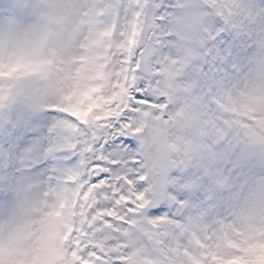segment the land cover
<instances>
[{"label": "rangeland", "instance_id": "rangeland-1", "mask_svg": "<svg viewBox=\"0 0 264 264\" xmlns=\"http://www.w3.org/2000/svg\"><path fill=\"white\" fill-rule=\"evenodd\" d=\"M7 2L17 7L18 13L7 17ZM166 6L174 14L165 32L170 31L173 25L177 29H194L203 25L204 38L200 47L204 48L208 59L195 58L184 67L180 75H176L178 66L170 62L175 41L170 39L160 41L161 63L159 65L163 67L152 70L150 81L154 76H163L164 79L151 85L152 91L157 95L170 97V102L173 103L172 112L183 106L185 101L191 103L197 125L202 120L205 124L211 122L216 112L213 101L216 98H226V110L235 119L233 126L225 125L224 130L229 129L231 133L236 130L243 132L242 142L233 150L234 158L231 162L222 155L220 148L207 149L205 161L207 169L213 168V173L227 180L235 174L234 187L230 185L225 187L227 190L232 188L233 193L226 195L218 192L219 194L208 208L201 207L195 211L194 218H198V223L212 229L218 228L219 234L230 247L229 264H262L264 262V117L258 113L264 110V87H261L264 85V55H262L264 31L259 27L255 28L252 24L255 22L249 13L246 0L245 2L221 0L218 9L227 15V20L231 24L225 38L217 36L219 25L213 16L215 8L196 9V0H168ZM89 7L90 0H0V57L14 58L22 55L30 42L26 36L35 35L38 26L48 27L50 35H41L39 39L42 43V39L45 38V47L54 51L56 62L48 65L49 70L46 73L50 71L66 73L63 71L64 63L70 60L77 47L86 41L84 39L89 30L86 12ZM25 8L28 10L25 11ZM41 48L42 45L32 47L30 51L39 69L45 65L40 60ZM59 69L62 72H59ZM50 83L51 81L48 83L50 90L44 95L46 100L53 99V95L59 97L64 92L55 88V81H52L54 86ZM177 83L182 86L192 85V87L187 92H179ZM25 92H22L23 96L30 95L27 91ZM38 104L42 103L39 100L34 102L28 96L21 100V108L24 110L31 107L40 110V107L37 108ZM145 113L149 115L150 111ZM17 118L19 122L22 120L20 115ZM149 120L157 128L158 133L167 139L168 128L164 127L162 130L158 117L149 118ZM246 121H253L255 127ZM166 123V126L170 125L177 129L173 133L175 140H169V142L173 150L180 151L176 141H185V137L181 135V121L173 119L166 120ZM216 135L217 133L211 130L205 135H197L198 144L201 142L199 136L209 142ZM131 152L137 154L134 147H131ZM43 153L33 155L30 159L33 171L29 173V180L26 182L28 185L6 186L1 196L0 251L4 259L1 262L4 264H33L38 261L40 251L37 250L42 243L41 238L37 236L38 224L48 210L43 202V181L46 176L38 173L39 167L42 166ZM198 155V153L195 154V156ZM244 164H254V166L249 170L244 167ZM178 169L182 170V166H178ZM249 172L253 174V180L249 185L254 187V191L243 199L241 192L244 190L235 183V180L239 178V174L245 175ZM193 180L206 186L205 188L202 185H196L200 195L201 193L215 195L214 187L205 185L196 171L192 176L187 175L184 181L192 183ZM180 184L178 172L175 171L167 190L169 204L174 205L177 200L182 202L181 194L178 192ZM72 190L77 193L78 186ZM259 191L260 198L263 199L261 204ZM174 196L176 200L172 199ZM230 205L233 207L230 208ZM197 207L194 204L193 208ZM9 209L28 229L16 228L15 225L13 228H7L6 222L11 217L9 214L2 215ZM178 209L182 208L178 207ZM174 214L177 215V213ZM221 221L226 222L220 225ZM28 230L30 234L27 233ZM86 235L87 233L84 232V236ZM221 257L224 258L222 254ZM227 262L213 264H227Z\"/></svg>", "mask_w": 264, "mask_h": 264}, {"label": "snow or ice", "instance_id": "snow-or-ice-1", "mask_svg": "<svg viewBox=\"0 0 264 264\" xmlns=\"http://www.w3.org/2000/svg\"><path fill=\"white\" fill-rule=\"evenodd\" d=\"M208 2L212 3V0H208ZM90 5L101 10L106 9L109 16H115L114 6L106 3V0H90ZM129 6L132 8V13L125 18L123 25H130L137 17L143 20V42L141 47H145L146 51L155 47L158 40L162 41L165 37L173 35L170 31L160 34V28L157 25H162L172 18L160 16L152 0H130ZM24 10L27 11L28 9L25 8ZM119 26L120 24H118ZM150 27L155 30L149 35ZM137 56H140V48L136 49V56L131 60V65L135 67L138 75V70L144 68L145 65L143 60L137 62ZM170 58V62L178 66L176 75H180L186 65L179 58L171 56ZM155 68L159 70V64H156ZM153 84H156V80L152 78L147 86H145L144 81H141L130 89L135 99L143 101V106L137 105L135 100H130L131 110L123 112L120 110L119 118L124 121L122 132L126 131L130 136L137 135L138 118H134L137 112H139L138 117H141L144 112L152 111L157 114L163 112L165 120L177 119L181 123L186 120L196 121L193 106L187 101L175 112L170 113L173 104L170 102V97L154 94L151 88ZM176 86L179 92H187L192 87V85L182 86L178 83ZM4 99L5 96L0 97V101H2L0 106H2ZM213 103L216 106L213 119L208 124H205L203 120L199 121L197 125L198 135H205L211 130L223 136L224 126H233L235 118L226 110V98H216ZM121 109H127V106L122 105ZM258 115L264 117V110ZM69 118H73L75 126L84 128L80 121L74 119V117ZM205 120H207V117H205ZM246 123L253 124L255 127L253 121H246ZM107 124L115 125V128H121V124L117 123L115 119L107 121ZM97 130L99 129L94 127L93 133ZM113 130L104 128V131H108L109 135ZM84 131L87 132L88 129L84 128ZM104 139L105 137L101 133L98 142L95 140L88 141L84 146V152L91 153V157L77 158L80 159V163L76 165L75 170L69 169L66 175L80 173L79 183L84 185L81 195L87 192L90 187L95 186V198L89 200L91 207L85 205L88 221L83 223L82 228L87 235L81 239L82 250L79 255L82 257V261L79 264H83L84 261H88L90 264H128V249L124 239L119 240L118 252H109L107 246L95 239V234L105 227H109L118 236L139 234L144 243L141 251L145 253L148 264H197V262L199 264H213L210 254L214 252L218 228L212 229L198 223V218L189 217L185 219L183 215H175L171 211L165 213L163 209H150V200L146 197V191H140L144 188L143 182L147 179L141 169V165H145L144 158L137 157L139 163L133 162L129 157L136 154L131 152L125 153L122 157L113 155L111 157L113 160H120L118 164L107 163L104 155H100L96 151L100 148ZM120 140H124L123 135L120 136ZM120 140L110 141L105 149L101 151L107 155V149L114 148L116 144L120 143ZM124 143L135 147L134 141L124 140ZM184 143L189 148L188 155L199 147L197 136L185 138ZM76 147H79V145ZM97 156H99V159H96ZM184 161V159H181L178 161V165H182ZM102 168L104 170H101ZM69 187L75 189L77 185L70 182ZM172 199L176 200V197L174 196ZM176 203L180 208L186 207V203H181L179 200ZM225 222L221 221L220 225ZM115 242V239H113V243ZM149 249L151 250L150 253L148 252ZM71 250L72 245L70 242L69 251Z\"/></svg>", "mask_w": 264, "mask_h": 264}, {"label": "clouds", "instance_id": "clouds-1", "mask_svg": "<svg viewBox=\"0 0 264 264\" xmlns=\"http://www.w3.org/2000/svg\"><path fill=\"white\" fill-rule=\"evenodd\" d=\"M178 11H180V9H178ZM170 31L173 35L171 37H165L162 42L169 39L174 40L175 49L173 50L172 57L179 58L185 65L191 63L200 51V45L204 38L203 25L201 24L194 29H177L173 25ZM262 55H264V52H262ZM159 67H163V65H159ZM138 71H143V68ZM153 79H155L156 82H159L163 80L164 77L155 76ZM261 87H264V85ZM153 115L158 114L153 112ZM139 119L140 117H138V120ZM165 127L168 128L167 139L174 141L175 135H173V133L176 132L177 129L170 125ZM197 128L198 126L195 121H183L181 123V135L185 138L197 136ZM137 136L140 140L146 142L145 147L141 146L142 155L145 161L144 173L147 177L146 183L149 185V188L146 191V197L162 200L165 197L168 185L171 182L172 172L179 166L177 162L182 158L185 160L188 157L189 148L183 141H176L180 151H172L166 146H163L160 139L153 140L149 135V129L147 128L137 134ZM95 239L101 244L107 246L109 252H118L119 240L124 239L128 249V264H148V261L145 258V253L141 251L144 247V243L139 234L134 233L129 236H118V234L114 233L109 227H105L102 231H98L95 234ZM113 239H115V243H113ZM148 252L150 253L151 250L149 249Z\"/></svg>", "mask_w": 264, "mask_h": 264}, {"label": "bare ground", "instance_id": "bare-ground-1", "mask_svg": "<svg viewBox=\"0 0 264 264\" xmlns=\"http://www.w3.org/2000/svg\"><path fill=\"white\" fill-rule=\"evenodd\" d=\"M104 20V17L100 18V25L102 24V21ZM141 24H142V19H136L135 20V24H134V27L131 32L132 34L130 33V37H131V42L130 44H137V41H138V37H139V33H140V27H141ZM110 39H108L107 37H105L102 41L100 40L99 37H94L93 39V42L95 45H100L102 46V42L104 41H107V43L109 44ZM109 52V51H108ZM113 52L115 53L114 55V61H113V64H114V67L117 69L116 72L114 73H106L104 75V78L107 82V84L109 85H113V90L114 91H119V94L123 95L124 96V99H128V96H126V92L129 90L128 87H125L123 86V84L120 82V79H122V81H124L125 79V76H126V72L124 74V69L120 70V67L123 65L124 63V58L122 57V60L120 59V55H119V51L116 49V50H113ZM80 57L76 60V61H73L70 63V68L73 67V65L75 64V62L78 64V67H76L75 69H81L86 75L87 77L90 79V76H91V71H90V68H87L89 64L86 65L85 62H82L81 64V61H87L86 59L88 58V56L90 57L91 56V50H84L82 53H80ZM136 56V48H134V53H133V57ZM90 59V58H89ZM132 58L130 57L129 58V62L128 64H130ZM125 61L127 62V56H125ZM82 66H86L85 68H81ZM128 65L126 66V69H127ZM125 69V71H126ZM129 69H127V72H128ZM82 74V73H81ZM137 74L135 72V70H132L131 73H130V80L133 79V77H135ZM80 79V82H83L85 81L83 78L79 77ZM111 80L113 81V84H111ZM130 85V84H129ZM130 93H128L127 95H129ZM119 96V95H118ZM29 135L33 138L29 143L25 144L24 145V152L25 154H28L31 152V150L34 148L35 144L37 143V141L39 140V133L36 132L35 128L33 126H30L29 125ZM57 152H60L59 149H57ZM130 159V158H129ZM63 204V203H61ZM67 224V223H66ZM63 250L64 249H61V247H59L58 249L54 248L52 250V257L54 260H57L58 257H62L63 255Z\"/></svg>", "mask_w": 264, "mask_h": 264}]
</instances>
